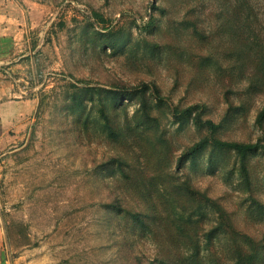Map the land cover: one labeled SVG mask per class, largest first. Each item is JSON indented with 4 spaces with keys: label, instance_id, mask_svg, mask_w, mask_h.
Returning a JSON list of instances; mask_svg holds the SVG:
<instances>
[{
    "label": "rangeland",
    "instance_id": "obj_1",
    "mask_svg": "<svg viewBox=\"0 0 264 264\" xmlns=\"http://www.w3.org/2000/svg\"><path fill=\"white\" fill-rule=\"evenodd\" d=\"M0 101L9 264H264V0H0Z\"/></svg>",
    "mask_w": 264,
    "mask_h": 264
},
{
    "label": "trees",
    "instance_id": "obj_2",
    "mask_svg": "<svg viewBox=\"0 0 264 264\" xmlns=\"http://www.w3.org/2000/svg\"><path fill=\"white\" fill-rule=\"evenodd\" d=\"M191 112H192L191 107H188L185 110H183V114L186 116H190ZM199 124L206 127L210 135L213 134L216 128V125L210 120L199 121ZM209 144H211L214 147H218V148H227V149L234 150L242 156L245 155L247 152L254 151L258 148L257 144L231 143V142L221 141V140L214 139L213 137H210L209 139L202 140L196 143L192 148L188 150L187 154L189 156L195 155L198 152L202 151Z\"/></svg>",
    "mask_w": 264,
    "mask_h": 264
},
{
    "label": "crops",
    "instance_id": "obj_3",
    "mask_svg": "<svg viewBox=\"0 0 264 264\" xmlns=\"http://www.w3.org/2000/svg\"><path fill=\"white\" fill-rule=\"evenodd\" d=\"M25 113L26 112H24V115ZM10 118H14L13 105L10 104L9 101H2V102L0 101V135L3 136L5 134L4 130L7 128L5 123H8V120ZM0 264H9V257L5 251L1 232H0Z\"/></svg>",
    "mask_w": 264,
    "mask_h": 264
}]
</instances>
